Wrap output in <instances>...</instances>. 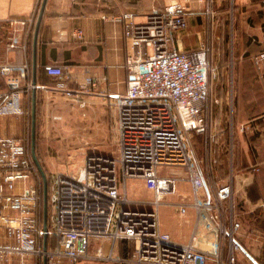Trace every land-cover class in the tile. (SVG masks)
I'll return each mask as SVG.
<instances>
[{
	"label": "built area",
	"instance_id": "1",
	"mask_svg": "<svg viewBox=\"0 0 264 264\" xmlns=\"http://www.w3.org/2000/svg\"><path fill=\"white\" fill-rule=\"evenodd\" d=\"M191 1L209 12L214 3ZM196 10L181 6L153 10L142 23L136 22L133 12L114 17L124 24L131 48L128 91L115 94L110 102L117 116L118 156L98 158L95 186L85 173L77 178L57 174L49 191L53 212L48 219L47 250L44 183L29 139L0 136V229L5 233L0 242V264H30V260L43 264L44 258L48 264H82L91 259L118 264H238L236 252L242 247L237 237L242 224L231 203L233 180L212 188V169L199 165L187 139L192 132L206 136V156L211 161L216 135L210 133L205 119L211 92L210 49L202 43L182 50L176 39L178 33L186 31L188 17ZM38 15L37 9L28 20L17 22L26 29L21 36L11 38L10 47L21 45L27 50ZM74 35L82 38L83 32L78 30ZM256 59L264 61V53ZM45 71L55 78L57 90L79 97L67 87L63 67L46 65ZM0 75L8 86L15 87L0 92V117L22 116L23 98L33 90L31 67L28 63L0 64ZM25 80L28 82L23 85ZM79 87L82 93L88 92L98 87V82L89 77ZM183 169L184 178L175 171ZM163 171L170 175H163ZM133 178H142L154 192L156 201L151 210L135 209L127 198L118 199L121 187L126 188ZM187 180L192 185L190 199L176 206L182 216L194 209L198 220L190 243L180 245L161 230L159 209L162 200L176 194L179 184ZM201 232L214 236L207 242L209 248L199 246ZM95 241L98 246L91 254ZM121 241L130 249L135 245L125 258L116 255Z\"/></svg>",
	"mask_w": 264,
	"mask_h": 264
},
{
	"label": "crops",
	"instance_id": "2",
	"mask_svg": "<svg viewBox=\"0 0 264 264\" xmlns=\"http://www.w3.org/2000/svg\"><path fill=\"white\" fill-rule=\"evenodd\" d=\"M40 1L0 0V64L22 65L28 63L31 67V80L33 75L34 34L28 43L27 50H24L21 45L10 47L9 44L11 38L16 35L21 36L26 29L17 22L26 21L36 13ZM263 2L264 0H251L253 5L251 23L253 35L246 42L252 48L250 56L253 58L264 53ZM175 5V3H172L168 8L176 7ZM177 6H182V4L177 3ZM195 6L198 5L191 0H185L183 5V7L193 8ZM168 8L161 11H166ZM147 9L149 7L140 0L136 2H132V0H48L37 42V98L41 95L48 99L54 97L53 94L56 92L63 93L55 88V78L45 71L46 65L61 66L67 73L69 86L76 90L89 77L97 80L98 87L82 93L84 104L88 106L90 114H97L101 118L99 123L102 126L105 124L108 126L111 121L114 122V119H110L112 115H106V110L111 108L110 102L115 94H126L128 91L129 58L131 55L130 45L124 36V24L115 21L114 17L123 12H133L137 14L136 22L142 23L146 19ZM191 20L197 23V19ZM78 30L83 32L82 38L74 35ZM176 39L178 47L182 50L194 49L200 45V43L196 45L197 42L186 36L185 33H178ZM253 64L254 69L251 70L250 79L253 86L252 103L264 107L262 93L264 91V89L262 90L264 88V61H261V63L254 62ZM241 74L243 77V71ZM3 81L5 82L4 79ZM27 82L28 80H25L22 84L24 85ZM9 89H11L10 86L6 84V88L0 89V92H6ZM25 97L30 96L25 95ZM22 104L23 108L26 109L30 106V103L26 102L25 99H23ZM28 111L27 114L25 113L22 116L0 117V136L23 138L25 135L19 134L20 129L15 119H29ZM57 117L60 116H54L53 118L58 119ZM246 124L250 126L252 132H255L258 141L264 139V114L251 120L241 119L239 121V126ZM240 128L238 129L240 130ZM236 147L235 159L230 154L219 155V165L213 172L209 183L212 188H216L217 185L227 179L231 178L233 180L234 194L231 203L234 207V216L240 223L242 222V229L238 235L239 243L242 244L244 251L246 249L249 251V246L244 243L249 227L243 221L245 220L249 224L248 219H254L256 226L254 227L255 231L252 232L253 240L254 243L260 244L261 255L264 257V254H262L264 228L259 225L263 220L261 214L264 215V145L258 142L254 147L256 150L251 151L246 135L238 133ZM249 166L252 167V170L247 171L248 173L245 174V169H248ZM185 184H189L192 188L190 182H181L178 188L179 192L182 191V194L178 196V200L175 201L176 204H183L190 199ZM133 208L152 209L151 205L143 207V205L138 204L133 205ZM170 211L171 214H174L173 216L177 215L179 217L178 227L165 224L164 226L161 225V230L170 234L173 241L180 245L190 243L191 236L197 226L196 211L189 209L188 214L182 216L176 205L171 206ZM4 235V230L0 229V242L4 240ZM201 237L202 241L199 246L202 249L209 248L207 242L212 241L214 236L201 232ZM97 246L98 244L94 245V247ZM247 250L243 252L245 259L252 261ZM118 251L119 248L116 251L117 256H128L125 246L123 251H120V255ZM252 254L254 257L256 255L255 251H252ZM262 261L264 260L262 259ZM252 263L258 264L259 262L257 260L252 261ZM30 264H34V261L30 260ZM240 264L242 263L240 262Z\"/></svg>",
	"mask_w": 264,
	"mask_h": 264
},
{
	"label": "rangeland",
	"instance_id": "3",
	"mask_svg": "<svg viewBox=\"0 0 264 264\" xmlns=\"http://www.w3.org/2000/svg\"><path fill=\"white\" fill-rule=\"evenodd\" d=\"M42 1L38 5L40 12ZM137 0H132L136 2ZM139 1V0H138ZM145 2L147 14L153 10L159 9L160 11L171 6L172 3L182 4L183 7L185 0H140ZM264 5V2H263ZM174 6L168 9H173ZM188 8V7H186ZM196 11L188 17V28L185 33L191 39H194L198 45L205 43L210 49V64H211V92L207 104L205 119L208 120L210 125L211 134L216 135V140L212 144L211 161L207 160L206 154V136L192 132L188 134L189 149L194 154L196 161L204 168L210 167L212 172L217 169L213 161L219 162V155L230 154L232 158L236 155V137L238 133L246 135L250 150H256L254 147L259 143L264 145V139L255 137V132L250 130L249 125H243L244 131L238 128L241 119H253L256 116L264 114V107H259L252 103L253 86L250 82L251 70L254 69V62H257L256 57L250 56L252 48L246 42L249 37L253 35L252 32V11L253 5L251 0H214L210 12L206 7H194ZM191 7L192 10H194ZM125 13V12H123ZM190 18V19H189ZM191 19H197L194 23ZM193 22V23H192ZM199 45V46H200ZM1 63V62H0ZM244 76L242 77L241 72ZM248 74V76H246ZM69 81V80H68ZM67 87L79 93V97L66 96L63 93H54L52 98L45 99L41 95L36 100V123H35V145L37 158L47 175V180L52 183L55 182L57 174L67 177H79L85 173L89 177L91 185H97L96 168L98 158L102 155L114 159L118 156L117 135L115 130L116 112L111 107L106 115H112L109 125L102 126L99 121L101 118L97 114H90L89 108L84 104L82 98V89L77 87V90L69 86ZM3 84V77L0 75V85ZM55 84V82H54ZM1 87V86H0ZM262 88V87H261ZM264 88H262L263 90ZM79 90V91H78ZM264 96V91L262 92ZM27 95V94H25ZM30 97H25L26 102L30 103L29 108L24 107V114H29V119H15L19 127V134L27 136L29 139V149L32 146V133H33V90ZM32 102V103H31ZM23 114V115H24ZM54 116H60L54 119ZM108 119V118H107ZM92 156V157H91ZM206 158V159H205ZM235 159V158H234ZM246 167V165H245ZM244 167V168H245ZM245 174L252 170V167L245 169ZM179 175L184 178L186 176L185 170H175ZM248 171V172H247ZM121 173V172H119ZM163 175H170L169 171H163ZM227 174V173H226ZM122 178V174H120ZM227 178V177H226ZM123 182V181H122ZM186 182H189L188 180ZM186 190L189 195L192 194V188L189 184H185ZM49 189V183H48ZM120 190V188H119ZM185 190V189H183ZM186 191V192H187ZM120 197L127 198L133 205H151L154 206L156 196L153 191L147 188L142 178L129 179L127 187H121L119 191ZM182 191L174 195L166 196L160 207V223L161 225H173L178 227L180 221L177 215L171 214L170 207L176 205L175 201ZM188 195V196H189ZM95 199H92L93 202ZM42 200V208H43ZM172 210V209H171ZM53 208L48 198V219L52 215ZM263 220L259 225L264 228V215ZM249 227L247 230L246 238L244 239L245 245L249 246L248 254L258 264H264V257L261 255L260 244L254 243L252 232L255 231L254 219H248V222L243 221ZM242 223V222H241ZM257 223V221H256ZM253 227V228H251ZM246 229V227H245ZM251 235V236H250ZM250 236V237H249ZM239 243V238L237 237ZM119 243L120 251H123L125 246L126 250L133 252L135 245L131 249L128 248L126 242ZM97 245V242L95 241ZM94 244V245H95ZM126 244V245H125ZM240 244V243H239ZM91 246V254L96 247ZM242 247V244H240ZM260 249V254H259ZM243 250V251H242ZM245 250V251H246ZM256 255L253 257L252 251ZM242 248L236 252L237 263L248 264L252 263L251 260L245 259V252ZM264 254V248L263 252ZM126 256H121L125 258ZM262 257V259H261ZM261 260V261H260ZM35 264V263H34ZM39 264V263H37ZM82 264H118V263H101L100 261L91 259L84 261ZM253 264V263H252Z\"/></svg>",
	"mask_w": 264,
	"mask_h": 264
},
{
	"label": "water",
	"instance_id": "4",
	"mask_svg": "<svg viewBox=\"0 0 264 264\" xmlns=\"http://www.w3.org/2000/svg\"><path fill=\"white\" fill-rule=\"evenodd\" d=\"M48 0H43L41 4V9L39 12V16L37 19L36 27H35V33H34V41H33V51H34V58H33V75H32V84H33V133H32V146H31V153L33 160L37 166V169L43 179L44 183V201H43V223H44V230H45V236H44V250H47L46 247V241L48 236V198H49V189H48V180L47 175L45 174L38 158L36 155V145H35V123H36V100H37V42H38V36H39V30L40 26L44 17L45 9L47 6ZM11 89H14L15 87L10 85ZM43 264H48L47 258H44Z\"/></svg>",
	"mask_w": 264,
	"mask_h": 264
},
{
	"label": "trees",
	"instance_id": "5",
	"mask_svg": "<svg viewBox=\"0 0 264 264\" xmlns=\"http://www.w3.org/2000/svg\"><path fill=\"white\" fill-rule=\"evenodd\" d=\"M1 87H0V89H4V88H6V84H5V82L3 81V84H1L0 85ZM48 183H49V191H50V188H51V181H48ZM125 243V242H124ZM126 245V244H125Z\"/></svg>",
	"mask_w": 264,
	"mask_h": 264
},
{
	"label": "bare ground",
	"instance_id": "6",
	"mask_svg": "<svg viewBox=\"0 0 264 264\" xmlns=\"http://www.w3.org/2000/svg\"><path fill=\"white\" fill-rule=\"evenodd\" d=\"M186 119H187V117H186Z\"/></svg>",
	"mask_w": 264,
	"mask_h": 264
}]
</instances>
